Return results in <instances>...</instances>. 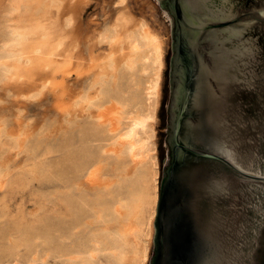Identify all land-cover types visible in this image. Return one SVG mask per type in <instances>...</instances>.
I'll return each instance as SVG.
<instances>
[{
	"label": "bare ground",
	"instance_id": "6f19581e",
	"mask_svg": "<svg viewBox=\"0 0 264 264\" xmlns=\"http://www.w3.org/2000/svg\"><path fill=\"white\" fill-rule=\"evenodd\" d=\"M86 1L9 0L4 8L0 82L32 96L48 89L59 116L53 124L62 119L63 133L69 137L53 146L54 141L48 143L50 136L41 138L27 126L9 129L6 120H1L0 136L5 134L7 139L0 144L26 149L32 163L21 168L16 177L10 157L0 156V198L4 201L6 189L22 185L24 180L48 178V152L62 148L74 137L79 141L90 137L98 142L96 147L82 146L68 153L66 167L61 168L62 162H58L68 185L82 191L79 199L86 198L84 202L92 211L85 213V207L79 205L74 215L71 208L76 228L92 227L88 239L93 245L86 248L83 240H78L67 264H146L158 200L155 122L167 40L164 29L155 24L158 19L152 0H135L147 8L146 17L137 15L128 0H116L113 18L93 34L84 52L75 24ZM86 75V88L69 84L70 77ZM77 117L84 120L75 124ZM67 197L65 204L73 207L74 196ZM9 212V205L0 203V218ZM11 225L17 237L12 236ZM11 225L0 227V264H5L7 256L18 260L22 246L32 262L37 260L35 239L39 235L34 236L18 219ZM44 232V243H51L47 229ZM50 251L53 249L46 255Z\"/></svg>",
	"mask_w": 264,
	"mask_h": 264
},
{
	"label": "water",
	"instance_id": "95a60500",
	"mask_svg": "<svg viewBox=\"0 0 264 264\" xmlns=\"http://www.w3.org/2000/svg\"><path fill=\"white\" fill-rule=\"evenodd\" d=\"M159 1L173 52L150 264H264V0Z\"/></svg>",
	"mask_w": 264,
	"mask_h": 264
},
{
	"label": "rangeland",
	"instance_id": "374dc122",
	"mask_svg": "<svg viewBox=\"0 0 264 264\" xmlns=\"http://www.w3.org/2000/svg\"><path fill=\"white\" fill-rule=\"evenodd\" d=\"M8 1L9 0H0V27L2 24L4 8ZM115 2L116 0H87L86 4H84L80 16L75 24L76 30L82 39V42L84 41L80 44V47L84 52H86V47L89 43L88 40L92 38L93 34H96L97 31L103 27L107 20L110 22V20L113 18L118 7V4ZM152 2L156 8L155 18L158 19L155 24L164 29V34L167 40L165 67L163 71L160 98L161 101L158 107L157 119L155 122L157 133L156 154L159 165V198L161 182L163 178V166L166 162L168 153L167 108L170 96V60L173 50L172 27L169 16L159 0H152ZM128 5L133 8V11L137 15L145 17L149 16V12L146 11L147 8L142 7L141 4L135 2V0H128ZM74 77L75 76L70 77V85H73L74 88L78 89L86 88L89 81L87 75L80 78L75 77L76 80H74ZM79 81L82 83H79ZM36 83H40V81L38 80ZM21 85H25V83ZM48 91L49 90L47 89L38 96H32L30 94H22L20 91H18V88L12 86L11 84L0 82V121L5 119L9 129H14L18 126H27L33 128L34 133L41 138H49L50 136L48 143H53L54 141L53 146L61 144V141L67 139L69 136L68 134L63 133L64 128L61 127L60 123H63L62 119L60 122L53 124V120L58 119L59 116L53 106V95H51L52 93ZM82 120H84L83 117H77L75 124ZM78 131V129H75L76 135L79 134ZM44 135L46 136L44 137ZM74 138L67 140L69 142L66 144H62V148L51 150L46 154L48 163L47 165H50L48 178H33L26 181L24 180L22 185H17L14 189H6L4 201H2L0 198V203L6 202L10 208L9 215L0 218V227H2V229L5 227L8 229L9 226L14 224V221L18 219V221H22V223L26 225L25 228L31 229L33 231L32 233L34 236L39 235V237L35 239V243L37 245L36 248L39 251V257L37 260L32 262L31 259L28 258L29 252L24 246H22L20 251L21 257L18 260L13 261L14 257L7 256L4 258L5 264H67V258L69 254L74 251L75 246L78 244V240H83L86 248H89L91 245H93L92 241H89L88 239V235L90 236L89 232L92 227L85 230L82 226L76 228L73 223V219L75 217V206L79 207L80 205L83 208L85 207V213L91 214L92 211L90 206L87 201L84 202V199L86 198L83 197L84 199H82V201L79 199V196L82 192L81 190L77 189L76 191L74 186L68 185V179L63 177L64 175L62 176V173L65 172H63V170L58 167V162H62L61 168L66 167V157L68 153L78 151L79 147L82 146L85 148L96 147L98 142L94 140L91 141L90 137L87 138L85 136L82 138L83 141H79L78 137L75 139ZM6 139L7 138L5 134L0 136V140L3 142H5ZM39 150H41V154L44 152V149L40 148ZM2 155H8L10 157V165L12 168H14L13 174L16 177L18 176V173L22 172L21 168H26L32 163L29 152L26 149L19 150L17 148H9L8 144H0V156ZM0 195H3V193H0ZM68 195L74 196V198H72L74 203L73 207L65 204ZM71 208L74 209V215L72 214ZM36 220L38 221L36 222ZM55 222L59 224L56 226ZM11 227L13 234L12 236L17 237L18 233L13 229L12 225ZM46 229L48 231L47 234H49V239H52V242L49 244L44 243L45 241L43 240V234H45L44 231ZM153 229L154 230L150 240L151 245L149 244L148 248L149 251L146 264H150V259L153 252L155 218L153 221ZM51 248L53 249V252L50 251L51 253L46 255V252L51 250ZM100 258L103 261L106 260L105 255H101Z\"/></svg>",
	"mask_w": 264,
	"mask_h": 264
},
{
	"label": "flooded vegetation",
	"instance_id": "af4514ba",
	"mask_svg": "<svg viewBox=\"0 0 264 264\" xmlns=\"http://www.w3.org/2000/svg\"><path fill=\"white\" fill-rule=\"evenodd\" d=\"M175 1H176V0H175ZM246 1H247V0H246ZM254 2H255V6H254V7H255V11L257 12V7H259V3H258L257 0H254ZM247 3H248V1H247ZM249 6H250V5H249ZM249 6H248V7H249ZM250 7H251V6H250ZM250 7H249V8H250ZM244 8H246V7H244ZM249 12H251V11H250V10H247V11H246L245 9L241 10V13H239V14H240L239 17H241V20H243V16H244L246 13L248 14ZM258 17H261V15H258ZM256 23H259V22L256 21ZM171 162H172V154H171L170 164H171ZM170 164H169V165H170ZM169 165H168V166H169ZM167 168H168V167H167ZM166 172H167V169H166ZM165 177H166V175H165ZM165 177H164V178H165ZM163 181H164V179H163ZM162 184H163V183H162Z\"/></svg>",
	"mask_w": 264,
	"mask_h": 264
}]
</instances>
